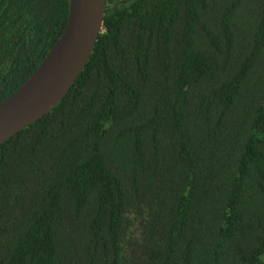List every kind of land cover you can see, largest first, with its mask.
<instances>
[{"label": "trees", "instance_id": "16d2710c", "mask_svg": "<svg viewBox=\"0 0 264 264\" xmlns=\"http://www.w3.org/2000/svg\"><path fill=\"white\" fill-rule=\"evenodd\" d=\"M69 0H0V102ZM0 264H264V0H104L64 98L0 144Z\"/></svg>", "mask_w": 264, "mask_h": 264}, {"label": "water", "instance_id": "95a60500", "mask_svg": "<svg viewBox=\"0 0 264 264\" xmlns=\"http://www.w3.org/2000/svg\"><path fill=\"white\" fill-rule=\"evenodd\" d=\"M104 0H69L67 24L33 74L0 102V144L47 115L86 65L103 29Z\"/></svg>", "mask_w": 264, "mask_h": 264}]
</instances>
